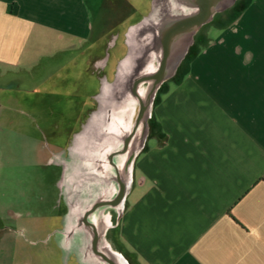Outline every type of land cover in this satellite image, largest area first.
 <instances>
[{
  "label": "crops",
  "instance_id": "crops-1",
  "mask_svg": "<svg viewBox=\"0 0 264 264\" xmlns=\"http://www.w3.org/2000/svg\"><path fill=\"white\" fill-rule=\"evenodd\" d=\"M222 1L0 0V116L25 106L45 137L37 181L45 197L27 223L0 221L13 233L11 255L0 239V263L103 264L97 232V250L115 264H264V0H243L242 11L223 17L231 5ZM196 17L208 19L198 27ZM95 33L125 41L116 71L137 70L138 80L163 71L142 150L128 159V179L117 171L126 192L115 227L112 211L87 214L119 193L103 201L96 179L70 187L85 173L70 137L84 132L85 60L96 48L85 45ZM114 46L109 64L97 61L105 70ZM146 82L148 99L156 83ZM143 83L134 92L140 104ZM30 199L25 208L38 204ZM23 231L48 235L43 261L23 253Z\"/></svg>",
  "mask_w": 264,
  "mask_h": 264
},
{
  "label": "rangeland",
  "instance_id": "rangeland-1",
  "mask_svg": "<svg viewBox=\"0 0 264 264\" xmlns=\"http://www.w3.org/2000/svg\"><path fill=\"white\" fill-rule=\"evenodd\" d=\"M235 1L230 0L227 6L231 5V8L223 15H219L222 17L232 16L242 11L243 0H239L233 6L232 4ZM222 2L225 3L226 0ZM97 26L99 27L100 25H95V27ZM96 34L85 45L86 50L92 45H95L96 48L88 52L85 60L87 90L85 98L84 132L78 136V139L77 136L70 137V142L73 145L79 144V150L81 151L83 149L79 153L71 152L74 154L73 156L80 154V157L84 158L80 162L79 170L85 173L82 174L83 177L71 179L70 187L72 189L78 188V186L81 188L83 184L88 189L92 186L91 182L95 179L97 181L100 180L102 194L107 195V198H103V201H107L110 200L109 198L113 199L116 197L120 191L116 180L117 171L120 173L121 179H128L127 176L129 173L126 171L128 159L133 152H135V155H138L142 150V129L145 128L147 130L149 126L147 116L152 109L150 105L145 118L137 125L141 104L139 99L134 95V90L136 82L141 78V72L137 70L126 71L125 66H122L123 68L120 67L116 71L118 60L127 51L125 41H100ZM113 46L114 49L112 51L114 55L112 57L111 67L105 70L104 64H97V61L100 57L102 60L108 58L107 64H109L111 60L110 48ZM75 56L71 54L70 59H73ZM59 58L62 57L59 56ZM135 68L136 65H134ZM94 82H97L98 85L95 89L92 88ZM27 85L23 84V88H28ZM150 85L152 83L144 82L140 88L145 101L150 91ZM91 88L92 90H89ZM28 112L27 107L23 106L21 111H17V114L4 112L0 116V151L3 152V165L0 169V179L3 181L0 185V212L2 214L0 221H3L7 228L12 227L14 223H27L29 221L28 219L32 217L27 216L26 212L28 210H39L42 205L41 201L45 197L43 194L44 190L41 189L45 186L37 184V181H39L42 175V170L39 167L40 163H42L40 150L45 144V137L41 135L43 134L40 130V126H42L41 121L28 119L26 117ZM80 123H83V121H80ZM133 131H135L133 137L128 138ZM57 138L61 142L64 136L60 135L58 137L55 135L54 139L56 140ZM57 152L58 150H55L54 153L58 154ZM58 161V159H54V163ZM132 166L133 161L129 164V168L132 169ZM76 170L73 167L72 171L75 172L74 175H76ZM77 181L80 182L79 185L78 183L74 184ZM81 182L83 183L81 184ZM46 187L50 189L51 185L48 184ZM25 198H31L30 201L35 202V204L38 202V204L32 208H25L21 201ZM120 206H105L99 208L103 212H113V227H115V221L122 212ZM15 212L21 215H16ZM114 230L115 228L111 230V233L110 231L108 232L107 238L114 239ZM12 234L8 229L4 231L0 230V239L7 246L5 255L12 254V248L10 247L13 243L12 238H10ZM47 237L48 235L42 233L34 236L27 231L20 232L18 235L20 242L24 245L22 248L23 253L29 254L30 252H34L35 255L41 257L40 261L44 260L46 256L45 251H48ZM105 238L103 237L99 242V248L101 249H103L102 246L104 245ZM1 250L0 248V255L4 253ZM57 261L59 262L60 260ZM101 261L103 264H107L102 259ZM37 264L52 263L42 262Z\"/></svg>",
  "mask_w": 264,
  "mask_h": 264
},
{
  "label": "water",
  "instance_id": "water-1",
  "mask_svg": "<svg viewBox=\"0 0 264 264\" xmlns=\"http://www.w3.org/2000/svg\"><path fill=\"white\" fill-rule=\"evenodd\" d=\"M218 10H219V9L217 8L216 11H218ZM210 15H211V13H210ZM207 19H208V17L205 18V19H203L202 17H196L195 19H193V24H194L195 26L200 27V26H201V25H202ZM162 75H163V71L160 70V72H158L156 75L151 76V77H147V78H145V79H140V80H138V81L136 82V85H135V91H134L135 93H136V88H137V86H138L139 84H141L142 82H145V81H155V83H156V84L154 85V87H153V89H152V91H151V94H150V96L148 97L147 101H146V102L141 101L140 112H139L138 119H137V125H139L140 122L145 118V116H146V114H147V111H148V108H149V106H150L151 98H152V96H153V94H154V92H155V90H156V86H157V84H158L159 81L161 80ZM136 129H137V128H136ZM136 129H135V131H136ZM135 131H134L133 135L135 134ZM133 135H132L130 138H132ZM126 147H127V143H126ZM131 160H132V158L130 159V162H131ZM128 165H129V164H128ZM125 192H126L125 185H124V184H121V189H120V192H119L118 196L116 197V199H114L113 201L102 202V203H98V204H96V205H95V206L89 211V213L87 214V216L90 215L91 213L95 212L98 208H100V207H102V206L118 207L119 205L122 204V202H123V200H124ZM97 243H98V234H97V232H95V240H94V251H95V253H96L98 256H100V257H101L104 261H106L107 263H109V264H115L114 261H112V259H111L108 255H106V254H104V253H102V252H99V251L97 250Z\"/></svg>",
  "mask_w": 264,
  "mask_h": 264
},
{
  "label": "bare ground",
  "instance_id": "bare-ground-1",
  "mask_svg": "<svg viewBox=\"0 0 264 264\" xmlns=\"http://www.w3.org/2000/svg\"><path fill=\"white\" fill-rule=\"evenodd\" d=\"M116 257H118L122 262H124V259L121 256L116 255Z\"/></svg>",
  "mask_w": 264,
  "mask_h": 264
}]
</instances>
